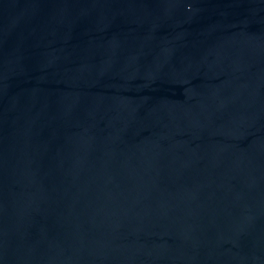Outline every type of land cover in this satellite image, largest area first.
Listing matches in <instances>:
<instances>
[{"label":"water","instance_id":"95a60500","mask_svg":"<svg viewBox=\"0 0 264 264\" xmlns=\"http://www.w3.org/2000/svg\"><path fill=\"white\" fill-rule=\"evenodd\" d=\"M0 264H264V0H0Z\"/></svg>","mask_w":264,"mask_h":264}]
</instances>
